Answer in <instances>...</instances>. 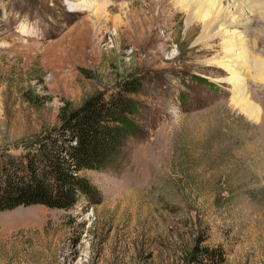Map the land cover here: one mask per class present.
I'll return each mask as SVG.
<instances>
[{"label":"rangeland","instance_id":"obj_1","mask_svg":"<svg viewBox=\"0 0 264 264\" xmlns=\"http://www.w3.org/2000/svg\"><path fill=\"white\" fill-rule=\"evenodd\" d=\"M0 7V149L40 139L61 107L144 84L130 96L141 132L108 170L85 171L101 202L0 211V264H194L206 245L224 247L223 264H264L263 12L230 28L252 56L238 71L218 65L226 38L201 44L202 22L170 0Z\"/></svg>","mask_w":264,"mask_h":264},{"label":"trees","instance_id":"obj_2","mask_svg":"<svg viewBox=\"0 0 264 264\" xmlns=\"http://www.w3.org/2000/svg\"><path fill=\"white\" fill-rule=\"evenodd\" d=\"M2 17L0 7V24ZM143 90L141 79L124 80L110 97L97 93L78 107H61L58 125L40 139L0 149V211L37 204L71 210L82 199L100 203L101 191L85 171L108 170L141 132L133 118L141 108L130 96ZM198 251L194 264L225 262L222 245Z\"/></svg>","mask_w":264,"mask_h":264},{"label":"bare ground","instance_id":"obj_3","mask_svg":"<svg viewBox=\"0 0 264 264\" xmlns=\"http://www.w3.org/2000/svg\"><path fill=\"white\" fill-rule=\"evenodd\" d=\"M170 2L176 10L188 13V25L196 20L202 22V31L198 40L201 44H207L212 39V34L226 38L224 42L226 59H222L221 64L216 63L218 61L216 59L210 64L223 65L229 69L233 68L232 70L238 69V71L249 66L252 56L249 46L245 44L243 33L230 28L233 26L241 28L245 26L246 28L247 23L244 22L246 18H251L257 13H264V0H170ZM225 30L230 31L225 32ZM232 43H235L237 47ZM237 79L235 81L238 84ZM233 103L249 118L259 119V110L245 96H238Z\"/></svg>","mask_w":264,"mask_h":264}]
</instances>
